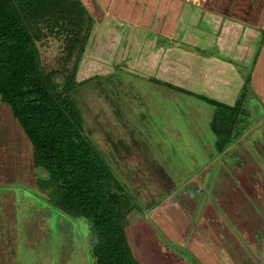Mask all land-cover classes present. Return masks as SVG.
Masks as SVG:
<instances>
[{"label":"rangeland","instance_id":"374dc122","mask_svg":"<svg viewBox=\"0 0 264 264\" xmlns=\"http://www.w3.org/2000/svg\"><path fill=\"white\" fill-rule=\"evenodd\" d=\"M85 9L91 24L83 22L81 33L65 16L64 24L51 17L30 27L43 73L68 91L75 111L69 120H82L84 138L135 205L127 226L132 254L144 264H264V31L251 40V47L259 43L253 58L260 75L254 85L245 74L244 89L229 74L230 63L249 70L252 57L235 51L222 73L217 65L209 72L198 57L169 50L168 37L147 29L148 9L136 15L139 25L121 22L117 52L93 56L99 37L107 45L108 28ZM190 13L192 34L178 25L184 43L219 35L203 9ZM83 39L76 66L81 43H75ZM208 46L219 53L216 42ZM241 98L246 114L222 141L213 128L217 102L235 106ZM19 128L0 111V264H96L90 219L66 214L36 186L46 171L33 166V147Z\"/></svg>","mask_w":264,"mask_h":264},{"label":"trees","instance_id":"16d2710c","mask_svg":"<svg viewBox=\"0 0 264 264\" xmlns=\"http://www.w3.org/2000/svg\"><path fill=\"white\" fill-rule=\"evenodd\" d=\"M79 3L0 0V101L12 109L26 132L33 147V166L46 171L45 179L37 178L36 186L66 214L90 219L97 237L96 264H144L132 254L127 235L129 214L135 205L121 192L116 180L112 181L109 165L84 138L82 120L77 124L73 118L69 120L72 106L68 91L60 90L51 73H43L31 32L35 20L52 17L59 25L64 24L65 16L79 24L81 33L85 23L90 26L91 17L85 15L88 20L84 19L86 9ZM84 40L75 43H81L76 66L84 52ZM75 72L71 71L67 80L75 77ZM243 102V98L235 106L217 102L213 128L222 141L232 133L239 117L246 114Z\"/></svg>","mask_w":264,"mask_h":264},{"label":"crops","instance_id":"0c3cea01","mask_svg":"<svg viewBox=\"0 0 264 264\" xmlns=\"http://www.w3.org/2000/svg\"><path fill=\"white\" fill-rule=\"evenodd\" d=\"M82 2H84V6L89 8L93 14L94 24L96 23V25L102 26L103 29L108 28L107 31H103L109 37L107 45L104 47L101 44L103 37H99L100 41L97 46V51H92V48L89 49L90 53H93V56H95L96 52L99 53L100 50L103 55L105 50L107 51L109 49L110 54L117 52L119 47L117 35L123 33L122 27L124 26L121 22L127 21L128 23H132L135 19L134 24L139 25V18H136V15L141 16L143 9L151 11L149 20L146 22L147 24L144 23L147 29H153L159 35L168 37V43L170 42L169 50L174 49L175 51L178 50V52L186 53L187 56L198 57L201 60L200 64L209 72H211L214 65H217V73H219L220 67L222 73L223 63L228 62V60L224 59L230 53L237 52L249 58L255 57L257 52L255 49L258 48L257 44L259 43L254 42L251 47V42L253 39L256 41L255 37L258 34L256 31H264V0H83ZM194 7L203 9L204 16H206L208 21L213 19L216 22V26H219V35L214 38L211 35L204 34L201 36L202 41L196 43L198 41L196 40L194 44H186L184 43L185 36L183 37L181 35L182 33L177 32L178 25L181 23V27L184 29L183 32L186 30L187 33L185 32V34H188V27H190L191 20L192 23L194 22L192 19V13L194 11L190 15L189 12L190 10H194ZM137 9H140L139 14H136ZM186 17H188V20L185 23ZM113 32L115 35L112 34ZM189 34L192 33L189 31ZM213 41L216 42L219 53L212 51L210 46H208V43H213ZM262 43H264V38ZM261 57L263 58L264 55ZM174 61L173 59L169 62L173 64ZM254 62V66L250 64V71L241 70L238 66L240 64L238 63L231 64L228 62L231 67L229 74L231 76L235 75L236 83L239 86L242 85L244 89L246 85L242 83L246 80L245 74H250V83L254 82V85H256V77L260 75L257 60L255 59ZM245 65H248V63L245 62ZM201 70L203 71V69ZM229 78V81H232V78ZM260 91L262 92V90ZM2 110L4 112L8 111V116L15 120L12 110L10 111L9 108L2 106V103H0V111ZM15 124L17 125V123ZM16 125L13 129L16 131L17 137L18 125L17 128ZM19 129L24 131L22 128ZM20 137L23 138V136Z\"/></svg>","mask_w":264,"mask_h":264}]
</instances>
